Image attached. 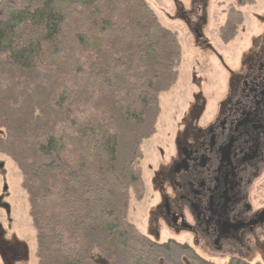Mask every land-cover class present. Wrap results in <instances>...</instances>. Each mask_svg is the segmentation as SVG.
<instances>
[{
	"label": "trees",
	"instance_id": "trees-1",
	"mask_svg": "<svg viewBox=\"0 0 264 264\" xmlns=\"http://www.w3.org/2000/svg\"><path fill=\"white\" fill-rule=\"evenodd\" d=\"M182 60L178 35L145 0L5 8L0 131L17 140L9 145L0 136V157L21 174L36 264H153L167 252L172 242L137 231L128 217L132 199L144 197L143 144L157 132L161 98L176 86ZM23 138L28 156L16 148Z\"/></svg>",
	"mask_w": 264,
	"mask_h": 264
},
{
	"label": "flooded vegetation",
	"instance_id": "flooded-vegetation-1",
	"mask_svg": "<svg viewBox=\"0 0 264 264\" xmlns=\"http://www.w3.org/2000/svg\"><path fill=\"white\" fill-rule=\"evenodd\" d=\"M169 3L194 56L185 107L150 168L143 231L181 245L184 264H264V0ZM210 32L226 49L238 45L235 55L217 50ZM9 198L4 189L0 264H32Z\"/></svg>",
	"mask_w": 264,
	"mask_h": 264
},
{
	"label": "rangeland",
	"instance_id": "rangeland-1",
	"mask_svg": "<svg viewBox=\"0 0 264 264\" xmlns=\"http://www.w3.org/2000/svg\"><path fill=\"white\" fill-rule=\"evenodd\" d=\"M150 8L155 12L160 24L176 33L178 35L179 42L182 46V53H183V60L181 66L179 67L180 76L176 86L166 95H163L161 98V114L158 120V124L156 126L157 132L156 134L147 140L143 144V160L138 162L139 166L142 169V177L143 182L145 185L144 189V197L142 201H136L132 199L130 204V211H129V220L133 223V227L137 229L139 232H143L146 218L147 217V210L151 204V197L153 195L151 191V187L149 185V176H150V168L155 167L157 158H158V150L161 149L165 143H168L167 134L168 132L172 131V123L171 117L177 111H182L185 107V102L183 100L184 96H186L190 90L189 86V71H190V64L191 58L194 56V50L190 44H188L187 35L184 34L183 29H181V24L175 21L174 19H169L168 16H172V8L170 6L169 0H145ZM31 3V0H0V17L5 16V8L6 7H15V8H24ZM33 6H37V3H32ZM213 37L214 46L217 50L223 52V54H233L235 55L236 51L235 48L238 45H229L227 49L221 45L216 37L214 32L209 34ZM219 43V44H218ZM190 46V47H189ZM229 51V52H228ZM210 59H213L210 57ZM213 62V60L211 61ZM213 65L209 66L212 67ZM0 68H2L0 66ZM29 75L28 77H31ZM49 77H44L41 83L48 85L49 84ZM33 86L30 85L29 96L31 98H35L34 94L38 93L37 80H33ZM54 86V88H53ZM56 83L53 84V79L51 80V86L45 87L47 95H51L54 91ZM46 95V94H45ZM43 92L38 95L39 103H43L47 100ZM0 136H3L9 143V145H13L16 140L17 136L10 132L8 129H4L0 131ZM6 142V141H5ZM16 148L19 153H24L25 155L30 154L31 149V142L23 138V143L16 145ZM0 161H3L4 164L0 166V171L3 173L5 169L6 175L3 176L0 173V196L4 189L9 191L10 198L8 200L12 214L11 217L14 220V225L17 233L20 237H25V239L29 242L30 253L33 256L35 253L36 248V241H35V231L32 228L31 220L28 215L29 205H28V197L26 192L22 189V177L17 168L16 164L12 162L10 159H6L5 157L1 156ZM2 213L0 208V214ZM138 232V233H139ZM168 236L163 234V238L161 242H166ZM167 252L161 254V256H156V261L153 264H184L183 263V255L186 254L181 253V251L174 247V243L170 244V247L166 249ZM165 250V251H166ZM157 253V252H153ZM159 253V252H158ZM160 255V254H159ZM159 257V258H158ZM35 259V258H34ZM36 260V259H35ZM33 260L32 264H36V261ZM121 264V263H120Z\"/></svg>",
	"mask_w": 264,
	"mask_h": 264
}]
</instances>
